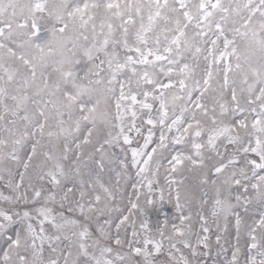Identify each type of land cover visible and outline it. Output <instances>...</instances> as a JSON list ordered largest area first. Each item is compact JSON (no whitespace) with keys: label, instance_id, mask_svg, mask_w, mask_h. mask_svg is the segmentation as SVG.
I'll return each mask as SVG.
<instances>
[{"label":"rangeland","instance_id":"1","mask_svg":"<svg viewBox=\"0 0 264 264\" xmlns=\"http://www.w3.org/2000/svg\"><path fill=\"white\" fill-rule=\"evenodd\" d=\"M0 264H264V0H0Z\"/></svg>","mask_w":264,"mask_h":264}]
</instances>
